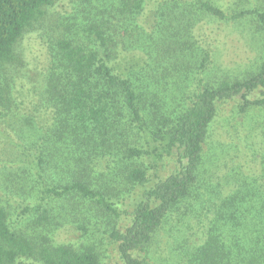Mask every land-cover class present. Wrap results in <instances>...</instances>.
<instances>
[{
    "label": "trees",
    "instance_id": "trees-1",
    "mask_svg": "<svg viewBox=\"0 0 264 264\" xmlns=\"http://www.w3.org/2000/svg\"><path fill=\"white\" fill-rule=\"evenodd\" d=\"M55 1L0 0V75L18 63L16 44L24 32L32 29L47 33L48 26L42 16L45 8ZM117 1L121 10L132 11L139 10L144 0ZM199 7L204 14L218 20L252 18L254 24L247 23L249 38L260 46L251 51L248 45L253 56L247 75L219 76L212 78L211 84H199L200 79L174 117L157 118L154 112L146 111L145 99L155 95L150 88L156 83L152 80V68L148 64L150 70L134 80L131 72L140 61L127 60L122 66L113 60L129 51L121 38L113 36L114 30L105 34L103 29H98L102 23L92 25L97 27L102 50L84 48L65 35L54 37L57 40L53 45L55 55L51 54L50 73L38 82L43 88V105L56 109L55 129L47 131L46 142L41 141L37 153L31 154L29 170L21 169L22 179L14 180L13 189H9L14 194L28 195L29 201L19 202L15 214L8 203L0 202V264H21L31 259L39 264H99L92 244L77 247L64 242L55 236L58 228H62L65 215L70 216L72 211L73 217L81 219L84 231H88L92 221H86L90 219L106 222L107 213L117 214L115 195L119 191L113 186L119 187L122 177L124 183L145 185L150 179L147 176L150 169L155 180L133 204L129 223L108 230L121 264H144V259L134 251L152 240L173 205L190 193L218 104L239 96L240 113L252 104L264 105V9L255 6L225 12L206 0L200 1ZM111 14L112 11L108 15ZM119 43L124 46L122 51H116ZM208 61L209 53L203 50L200 68H205ZM136 73L137 70L133 75ZM137 81L142 83L137 85ZM13 89L12 84L7 83L6 88L0 84L3 106L7 107L12 99L15 102ZM255 90L260 96L250 98L249 94ZM154 100L150 103L157 107ZM25 130L36 132L37 126L30 124ZM172 153L176 154L178 165L175 171L162 176L157 173L162 158ZM144 158L147 164L140 162ZM96 169L91 175L89 171ZM54 173H61L66 183L61 186L50 183L46 178L53 179ZM22 180L35 184L38 181L39 186L23 189ZM62 199L70 202L63 214L60 213ZM59 213L62 220L57 219ZM251 248L247 247L245 255L237 244L227 246L210 235L188 251L186 262L264 264L263 250Z\"/></svg>",
    "mask_w": 264,
    "mask_h": 264
},
{
    "label": "rangeland",
    "instance_id": "rangeland-1",
    "mask_svg": "<svg viewBox=\"0 0 264 264\" xmlns=\"http://www.w3.org/2000/svg\"><path fill=\"white\" fill-rule=\"evenodd\" d=\"M200 1L144 0L139 10L130 11L121 10L117 0H56L45 8L42 18L47 23V33L32 29L24 32L16 44L18 63L0 75L1 86L13 85L16 102L12 99L7 107L0 103V202L8 203L15 214L19 202L29 201L28 195L14 194L9 189H13L14 180L22 179L21 169L29 170V161H33L31 154L37 153L41 141L46 142L47 131L55 129L56 109L43 105V88L38 82L50 73L51 54L55 55L53 45L57 40L54 37L65 35L84 48L102 50L97 27L92 25L102 23L98 29H103L105 34L114 30L112 35L121 38L129 51L113 60L122 66L127 60L140 61L135 69L138 73L131 72L134 80L150 70L148 64L152 68V80L156 83L150 88L155 95L145 99V107L157 118L174 117L200 79L199 84H211L212 78L219 76L247 75L253 56L248 45L251 51L260 46L249 38L247 23L254 24L253 19L218 20L202 12ZM206 1L225 12L255 6L264 9V0ZM123 47L119 43L116 51H122ZM203 50L208 51L209 61L201 69ZM259 96L258 90L249 94L250 98ZM153 98L157 107L150 103ZM239 103L240 97L236 96L218 104L190 193L173 205L152 240L134 251L144 259V264H187L188 251L210 235L227 246L237 244L245 255L247 247L264 252V105L252 104L240 113ZM30 124L37 126L36 132L25 130ZM162 161L157 172L162 176L175 171L178 165L175 153L163 157ZM140 162L147 164V159ZM89 172L93 175L97 169ZM147 176L150 179L142 186L128 182L125 185L123 177L119 187L113 186L119 191L113 189L118 215L107 213L106 222L90 219L86 221H92L88 231H84L81 219L73 217L72 211L70 216L65 215L62 228H58L55 236L77 247L92 244L99 264H121L108 230L111 226L123 228L129 223L133 204L155 180L150 169ZM46 179L53 185L66 183L61 173ZM21 183H24L23 189L39 186L38 181L35 184L22 180ZM67 205L69 200L62 199L60 213L68 210ZM60 213L57 219L62 220ZM21 264L39 263L31 259Z\"/></svg>",
    "mask_w": 264,
    "mask_h": 264
}]
</instances>
